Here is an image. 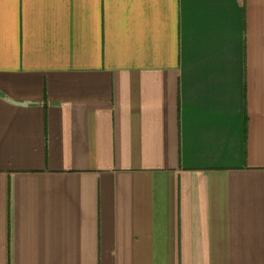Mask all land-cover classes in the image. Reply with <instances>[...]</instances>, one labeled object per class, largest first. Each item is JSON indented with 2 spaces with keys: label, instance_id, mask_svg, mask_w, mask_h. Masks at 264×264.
Segmentation results:
<instances>
[{
  "label": "crops",
  "instance_id": "0c3cea01",
  "mask_svg": "<svg viewBox=\"0 0 264 264\" xmlns=\"http://www.w3.org/2000/svg\"><path fill=\"white\" fill-rule=\"evenodd\" d=\"M0 264H264V0H0Z\"/></svg>",
  "mask_w": 264,
  "mask_h": 264
}]
</instances>
